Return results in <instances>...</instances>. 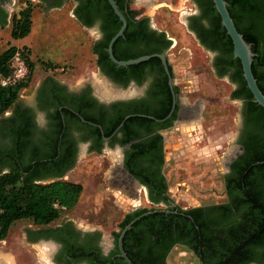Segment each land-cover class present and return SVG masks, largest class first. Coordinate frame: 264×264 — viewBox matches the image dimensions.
Instances as JSON below:
<instances>
[{
  "label": "flooded vegetation",
  "instance_id": "obj_1",
  "mask_svg": "<svg viewBox=\"0 0 264 264\" xmlns=\"http://www.w3.org/2000/svg\"><path fill=\"white\" fill-rule=\"evenodd\" d=\"M38 1L53 7L71 3L72 16L73 10L76 9L79 16L89 23L82 28L94 32V43L102 40L110 30L111 20L105 8L106 1L104 3L101 0H90V4L85 0ZM188 1L190 8L183 14L181 25L185 33L203 51L213 53L214 50L205 48L196 38V32L209 28L208 18L198 0ZM119 6H127L129 9V0L120 1ZM26 7L27 4L21 3L18 11H11V14L10 0H0V29L11 27L13 17L17 19ZM257 9L264 16V0L258 2ZM133 19L134 24L129 30L135 31L141 26L148 36L146 44H153L149 38L155 33H163L164 40L170 41L163 56L169 64L171 88L167 84L166 75L164 74L165 79H159V76H155L151 71V66L143 69L146 75L140 81L127 80L125 85L115 83L95 67L100 79L118 88L113 95L99 93L91 81L86 79L71 87L53 77L45 76L28 91L25 99H16L7 113L0 117V172L18 168L24 169L23 176L34 180L35 183L68 182L65 179L78 162L94 155L96 159L101 158L98 164L99 168L101 167L99 177L107 194L117 193L118 196L127 197L125 201L136 204L131 209L127 208L117 225V231L109 233L108 237L97 227L75 222L64 215L55 223L46 226L28 225L24 229L22 243L35 252L37 249L39 252L43 250L45 260L51 259L52 264H115L120 257L117 248L118 237L115 239L113 233L119 235L124 228L119 229L120 223L128 216L138 217L155 210L161 211L157 213L163 214L164 217L143 221L135 230L136 236L143 238L144 247L147 246L149 254L160 259L169 247L164 258L166 264L169 252L178 248L187 256L190 264H202L189 249L200 247L206 261L213 264L218 253L217 231L234 223L236 218L235 213L234 217L233 214L228 217L224 215L227 211L223 208H212L229 205L234 197L233 194L227 196L225 181L231 174L232 164L243 154L241 142L248 132L246 115L250 101L235 95L241 86L238 81L233 80L234 68L221 65V54L211 58L215 76L226 77L232 85L230 99L238 103L237 123L234 127L236 144L224 163L225 172L221 179L223 199L210 205L181 207L167 193L169 181L163 172L164 134L177 123L195 125L201 121L200 113L180 115L182 105L200 108L196 104L180 101V90L174 82L173 71L178 64L169 59V51L174 48L173 39L163 30L155 28L147 17L136 15ZM141 21L142 23H138ZM127 50L130 51L131 47L123 41L118 43L117 51L123 53ZM179 50L176 53H179ZM259 68L264 71V64ZM262 81L264 85V78ZM128 87L131 91H125ZM172 101L174 107L171 110ZM167 106L169 112L161 119H154V115H125L124 117H130L125 120L123 117V122L120 121L114 126L124 111L140 110L161 114ZM83 116L97 120L100 124L84 121ZM221 216L225 218L221 219ZM161 220L165 221L168 232L159 243L151 245L154 238L150 233L160 228ZM13 262V255L0 250V264Z\"/></svg>",
  "mask_w": 264,
  "mask_h": 264
},
{
  "label": "rangeland",
  "instance_id": "obj_2",
  "mask_svg": "<svg viewBox=\"0 0 264 264\" xmlns=\"http://www.w3.org/2000/svg\"><path fill=\"white\" fill-rule=\"evenodd\" d=\"M21 3L27 4L30 12L31 7L33 8V15L29 14L31 25L28 35L15 41L9 36L10 26L0 29V53L9 47H28H24V51L32 70L26 87L19 91L18 100L25 99L28 91L45 76L53 77L71 87L86 79L91 81L99 93L106 96H111L118 90L99 78L92 53L86 70L48 68L43 61L54 60L60 49L71 50V37L79 33L78 38L85 43L87 53V49L94 43L95 34L91 29L82 32L72 22H67L65 14L69 10L68 6L62 11L63 14L54 12L47 18L39 14L42 6L38 0H10V13L17 12ZM188 8V0H129V9L135 16L147 17L155 28L163 30L173 39L174 48L169 51V59L178 64L173 71L174 82L180 90V101L200 107V122L195 125L177 123L164 134L163 172L169 181L167 193L181 207L210 205L222 201L221 179L225 172L224 163L236 144L234 127L238 115V103L230 99L232 85L226 77H216L211 65V58L217 57L220 52L203 51L181 25L183 14ZM44 21H47L49 28L48 24L44 26ZM178 49L179 53H176ZM125 91H131V88L128 87ZM100 160L94 155L88 156L78 162L76 168L67 175L65 181L81 185L82 190L77 203L70 210L63 211L59 217L64 215L75 222L97 227L108 237L109 233L117 231V225L127 208L131 209L136 204L125 201L127 197L118 196L117 193L107 194L99 177ZM30 224L26 220L14 222L6 237L0 240V250L13 255V264L44 262L40 258L44 254L42 250L39 252L37 249L35 252L22 243L24 229ZM186 257L180 249L174 248L169 252L166 264H190Z\"/></svg>",
  "mask_w": 264,
  "mask_h": 264
},
{
  "label": "trees",
  "instance_id": "obj_3",
  "mask_svg": "<svg viewBox=\"0 0 264 264\" xmlns=\"http://www.w3.org/2000/svg\"><path fill=\"white\" fill-rule=\"evenodd\" d=\"M90 4V0H85ZM105 3V0H101ZM119 12L126 21V27L121 38H118L112 45V55L118 61L135 59L140 56L161 54L170 45V41L164 40V34H154L149 40L152 45L146 44L148 36L139 26L135 31L129 27L134 23L135 13L127 6H119L122 0H113ZM226 3L227 13L238 34L242 36L245 43L250 45V51L254 55L251 61L250 70L258 90L264 94V71L259 67L264 64V16L257 9L258 2L262 0H223ZM128 2V1H127ZM203 8L204 15L208 18L209 28L196 32L199 43L210 50H218L223 56L221 65H228L234 68L233 80L238 81L240 90L236 96H243L250 101L248 115H246L247 134L242 139L243 154L231 166V174L225 181L224 189L227 196L233 194L229 205L212 206V208H223L227 211L224 215L230 217L236 214L234 223L217 231L218 253L213 264H264V111L255 104L250 92L245 87L241 76V67L237 59H232V44L225 30L220 26L219 16L215 12L211 0H198ZM106 11L111 20L110 30L98 43L91 45V53L94 55L95 67L102 73L109 76L115 83L125 85L127 80L140 81L146 74L143 69L151 66V71L159 79H165V75L156 58L146 62L129 66L126 68L115 67L108 59L105 49L110 38L117 32L120 22L112 13L109 5L105 3ZM30 10L19 14L10 30L12 40L22 39L27 36L30 27ZM73 17L81 26H88L78 11L73 10ZM144 21V20H142ZM138 22V23H142ZM124 42L130 51L123 53L117 51L119 42ZM18 51L25 60L28 76L25 81L12 85L0 86V117L14 104L19 91L26 87L32 65L26 59L27 53L24 49L9 47L0 53V78L7 77L9 69L7 63L12 55ZM54 69L57 66L46 64ZM169 112V106L161 114H155L140 110L124 111L117 119L114 126L122 121L125 115H154V119H161ZM132 118H130L131 120ZM84 121L100 124L99 121L83 116ZM128 121V120H127ZM126 121V122H127ZM125 122V123H126ZM25 170L11 169L8 172H0V240H3L9 227L16 221L26 220L35 226H46L57 220L63 211L70 210L78 200L82 187L71 182H52L48 184L35 183L34 180L26 179L22 172ZM223 215V214H221ZM134 217H126L119 225L121 230ZM164 217L163 214L155 213L142 218L136 222L122 238V251L131 264H164V258L169 251L165 250L162 258L152 256L148 253L143 244V238L135 234L137 226L143 221ZM225 216H221V219ZM159 229L150 233L154 238L151 245L159 243L164 234H167V226L164 220L160 221ZM194 226V224H192ZM195 227V226H194ZM114 238L118 233H113ZM197 261L202 264H209L200 247L193 249ZM205 249H203L204 252ZM115 264H125L120 258Z\"/></svg>",
  "mask_w": 264,
  "mask_h": 264
},
{
  "label": "water",
  "instance_id": "obj_4",
  "mask_svg": "<svg viewBox=\"0 0 264 264\" xmlns=\"http://www.w3.org/2000/svg\"><path fill=\"white\" fill-rule=\"evenodd\" d=\"M107 4L109 5L110 9L112 10V13L116 16L117 20L120 22V27L117 30V32L110 38V40L107 43V47L105 49V52L107 54V59L115 65V67H122L126 68L129 66H134L143 62L148 61L151 58H156L159 60V63L161 65V68L164 72V74L167 77V84L171 88V77L168 71L169 64L167 63L165 57L161 54H151L146 56H140L135 59H130L126 61H118L114 59L112 55V45L113 43L118 39L121 38L123 35V32L126 27V21L124 17L121 15L119 10L117 9V6L115 5V2L113 0H105ZM213 8L217 15L219 16L220 20V26L225 30V34L229 37L231 44H232V58L237 59L240 63L241 67V76L245 82V87L250 92L253 101L257 106H259L264 111V94H262L256 84L255 80L251 74L250 65L253 58V54L250 51V45L245 43L242 39V36L237 33L235 30L233 23L227 13L226 10V3L223 0H211ZM174 107V101H172L171 110ZM199 107V106H198ZM200 108V107H199ZM200 109L192 108L190 106L182 105V109L180 110V115H188L190 113L199 114ZM130 116L124 117L123 120L127 119ZM123 122V121H122ZM121 122V124H122ZM120 126V125H119ZM161 212L159 210H155L152 212L144 213L141 216H138L131 220L124 228L119 232L118 238H117V248L119 252V257L124 261L125 264H131L130 261L126 258L125 254L123 253L121 249V241L125 233L131 228V226L137 222L140 218L153 214Z\"/></svg>",
  "mask_w": 264,
  "mask_h": 264
},
{
  "label": "crops",
  "instance_id": "obj_5",
  "mask_svg": "<svg viewBox=\"0 0 264 264\" xmlns=\"http://www.w3.org/2000/svg\"><path fill=\"white\" fill-rule=\"evenodd\" d=\"M38 3L42 6V10H41V13H39L42 17H51V15L55 12L57 14H63L62 11L64 9H66V7L68 6L69 7V10L68 12H66L65 14V18L68 19V23L69 22H72V24L75 25V28H80L78 30H82L85 31L77 22L76 20L74 19V17L72 16V4L71 3H67L65 5H62V6H58V7H53V6H47L45 5V3L42 1H38ZM33 8L31 7V12H30V16L31 14L33 13ZM33 15V14H32ZM31 18V17H30ZM29 18V19H30ZM44 26L47 25V21H44L43 22ZM30 25H31V19H30ZM71 27H73L71 25ZM48 28H49V24H48ZM29 30H30V27H29ZM43 31V30H42ZM29 33V32H28ZM78 34L77 33L75 35V37H71V46H69V48L71 50H68V49H60L58 50L59 52L56 54V58L51 59V60H46V61H43L45 63H49L51 65H55L57 67H67L71 70H74V71H78V69L80 70H86L88 69L87 68V64L89 65V62L91 60V48L89 47L87 50L88 52L86 53V45L84 42L80 41L79 38H78ZM28 35V34H27ZM26 37V36H25ZM24 37V38H25ZM22 38V39H24ZM20 40V39H18ZM16 41V40H15ZM16 49L20 50V49H24L25 48H28L26 47L25 45H22V46H14ZM29 52V51H28ZM30 54V53H29ZM29 57V56H28ZM30 58V57H29ZM89 76V75H88ZM103 95H105L103 93ZM18 99V97H17ZM6 112L3 114L5 115Z\"/></svg>",
  "mask_w": 264,
  "mask_h": 264
},
{
  "label": "built area",
  "instance_id": "obj_6",
  "mask_svg": "<svg viewBox=\"0 0 264 264\" xmlns=\"http://www.w3.org/2000/svg\"><path fill=\"white\" fill-rule=\"evenodd\" d=\"M9 74L7 77L0 78V86L6 87L17 82L25 81L28 76V70L25 60L16 51L7 63Z\"/></svg>",
  "mask_w": 264,
  "mask_h": 264
},
{
  "label": "clouds",
  "instance_id": "obj_7",
  "mask_svg": "<svg viewBox=\"0 0 264 264\" xmlns=\"http://www.w3.org/2000/svg\"><path fill=\"white\" fill-rule=\"evenodd\" d=\"M43 264H52V260L51 259H46Z\"/></svg>",
  "mask_w": 264,
  "mask_h": 264
},
{
  "label": "bare ground",
  "instance_id": "obj_8",
  "mask_svg": "<svg viewBox=\"0 0 264 264\" xmlns=\"http://www.w3.org/2000/svg\"><path fill=\"white\" fill-rule=\"evenodd\" d=\"M42 251H43V250H42ZM43 255H44V254H43ZM43 255H41L40 258L42 257L41 259H42V260H43V259L45 260V255H44V256H43Z\"/></svg>",
  "mask_w": 264,
  "mask_h": 264
}]
</instances>
